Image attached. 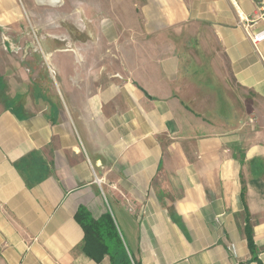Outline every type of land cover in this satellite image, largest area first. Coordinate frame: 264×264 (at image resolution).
<instances>
[{
	"label": "crops",
	"instance_id": "1",
	"mask_svg": "<svg viewBox=\"0 0 264 264\" xmlns=\"http://www.w3.org/2000/svg\"><path fill=\"white\" fill-rule=\"evenodd\" d=\"M21 15L0 0L11 43ZM137 18L121 53L106 23L107 42L54 51L57 89L0 105L6 264H111L81 249L80 206L110 211L139 264H259L247 210L264 264V1L144 0Z\"/></svg>",
	"mask_w": 264,
	"mask_h": 264
},
{
	"label": "rangeland",
	"instance_id": "2",
	"mask_svg": "<svg viewBox=\"0 0 264 264\" xmlns=\"http://www.w3.org/2000/svg\"><path fill=\"white\" fill-rule=\"evenodd\" d=\"M16 1L22 15L14 24L25 26L12 38L16 40L14 44L10 32L15 30L0 27V105L23 104L27 93L57 89L58 70L53 64L62 61L68 69L69 61L63 51H54L70 49L75 56L79 53L73 49L75 44L80 47L88 46L90 41L107 42L102 29L106 23L116 25L118 34L113 51L121 53L119 42L131 40L139 32L138 6L144 3V0ZM0 264H6L1 257Z\"/></svg>",
	"mask_w": 264,
	"mask_h": 264
},
{
	"label": "trees",
	"instance_id": "3",
	"mask_svg": "<svg viewBox=\"0 0 264 264\" xmlns=\"http://www.w3.org/2000/svg\"><path fill=\"white\" fill-rule=\"evenodd\" d=\"M41 179L39 178L38 181ZM246 212L245 234L253 255L252 259L258 261L259 264H263L257 256L258 248L254 239V231L248 219L249 212L247 210ZM75 218L85 232L81 249L95 261L101 262L106 256H109L111 264H139L129 253L115 218L110 211L96 218L86 207L80 206Z\"/></svg>",
	"mask_w": 264,
	"mask_h": 264
},
{
	"label": "built area",
	"instance_id": "4",
	"mask_svg": "<svg viewBox=\"0 0 264 264\" xmlns=\"http://www.w3.org/2000/svg\"><path fill=\"white\" fill-rule=\"evenodd\" d=\"M259 1H264V0H259ZM253 42L256 44L257 42L263 41L264 40V31H260L258 33H255L252 37Z\"/></svg>",
	"mask_w": 264,
	"mask_h": 264
}]
</instances>
